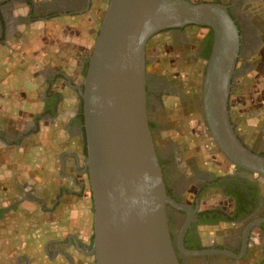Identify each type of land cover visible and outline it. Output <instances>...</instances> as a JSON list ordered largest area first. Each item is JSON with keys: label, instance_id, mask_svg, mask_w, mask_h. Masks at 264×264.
<instances>
[{"label": "flooded vegetation", "instance_id": "af4514ba", "mask_svg": "<svg viewBox=\"0 0 264 264\" xmlns=\"http://www.w3.org/2000/svg\"><path fill=\"white\" fill-rule=\"evenodd\" d=\"M104 1L98 4L95 0H0V47L5 48L13 41L18 42V35L31 32L36 23L82 17L93 12L96 6L103 20L104 7L106 5L108 7L109 0ZM213 1L224 3L229 7L241 35V57L237 70L243 76L237 75L230 98V111L233 113V98L241 86L238 81L245 77L246 69L254 70L257 67L256 60L253 61V58L263 46L264 32H261L260 25L255 24L253 19L262 17L263 12L261 13L260 7L255 6L257 2L254 0H211L209 2ZM93 28H96L95 22ZM202 31L205 33L201 34ZM157 36L161 37V40L152 43ZM166 38H169L173 45L179 46L184 56L190 57L189 66L205 63L203 70L205 74L213 47L211 29L188 26L156 35L148 43L147 71L160 60L157 56L150 58L151 52L156 53L160 48L159 43ZM92 50L81 58L78 73L76 72L77 79L70 78L63 72L51 75L50 89L56 88L58 82H61L66 84L70 94L66 98L62 95L48 97L42 102L43 116L38 115L34 121L37 123L39 118L47 115L53 118L58 117L64 99L75 100L74 115L67 124L72 137L68 143L74 141L76 145L78 142L80 151H74L70 147L61 156L56 157L58 164L54 167V171L43 170L41 182L30 183L26 176L21 177L20 174L6 184L7 191L1 189L9 204L6 206L0 204V228L11 222L9 217L11 214L29 216L39 211L42 218L39 226L44 224L41 228L43 232H50V229H44L47 225L46 220L59 219L58 232L45 238L43 252L46 254L48 264H95V258L89 255L94 240V205L85 166L88 149L83 100L80 94V89L84 87ZM203 78L198 105L196 106L195 102L192 104L196 108L201 106L202 113ZM168 79L166 77L165 80L158 73L151 74L148 71V112L153 124L156 149L168 194L177 203L189 207V210L168 207L170 232L180 263L264 264V222L252 227L246 238L247 229L256 221L264 219V180L260 176L234 166L224 155L225 165L230 169L226 173L217 174L212 163L209 166V162L201 161L197 154H192L183 146L165 139L164 134L171 132V129H167L163 121L153 122L150 113L160 111L162 114L161 103L165 97L178 99L182 103L186 102V98L179 95L181 93L172 91L170 88L167 90V85L164 89L161 88ZM232 118L238 131V122L234 113ZM7 125V122L0 118V152H6L9 156L11 152L25 149L27 144L38 145L40 141L38 138H29L31 134L36 135L38 132L22 131L15 134ZM259 130L264 131V126ZM239 134L242 141L253 152L264 155V137L259 142H255L257 145H253L244 135ZM217 150H219L218 147ZM84 207L88 208L85 213ZM72 222H75V225L71 228ZM186 225L188 226L183 239L184 249L208 253L194 256L179 249V237ZM223 226L230 230L223 233L221 231ZM222 251L231 252L240 258L229 256ZM15 264L32 263L20 255Z\"/></svg>", "mask_w": 264, "mask_h": 264}, {"label": "water", "instance_id": "95a60500", "mask_svg": "<svg viewBox=\"0 0 264 264\" xmlns=\"http://www.w3.org/2000/svg\"><path fill=\"white\" fill-rule=\"evenodd\" d=\"M188 26L213 32L202 92L210 135L231 164L264 180V155L242 141L230 111L237 75L243 74L237 70L241 35L229 7L215 1L109 0L80 89L88 149L85 166L94 205L89 255L95 264H181L168 207H189L168 194L150 127L147 47L156 35ZM262 222L253 223L246 238ZM187 226L179 249L194 256L208 253L184 249Z\"/></svg>", "mask_w": 264, "mask_h": 264}, {"label": "rangeland", "instance_id": "374dc122", "mask_svg": "<svg viewBox=\"0 0 264 264\" xmlns=\"http://www.w3.org/2000/svg\"><path fill=\"white\" fill-rule=\"evenodd\" d=\"M95 1L98 2V4L100 2H105L104 0ZM191 1L199 3L209 2L211 0ZM254 1L258 3H256L255 6L261 8V13L263 12V15L262 17L258 16L256 19L254 18L253 22L259 24L261 32H264V0ZM104 9L106 12L107 5ZM88 17L96 24V28L94 29V40H92L90 34L88 35L92 30L91 23L87 22ZM87 18L82 22L83 25L79 29L68 30V34L65 37L60 34L61 32L59 33L58 30L54 31V28L56 26L60 28L62 25L65 27V24L73 26L71 24L72 21L59 19L58 21L54 20L50 23L34 24L36 29L42 28V30L40 29L41 31L38 32L32 30L25 34L26 46H29V49L32 50L31 57L38 58L39 53L38 51H33L34 49H38V47L32 49L31 45L33 44L30 45V43L39 42V39H42V36L46 38L45 44L50 43L49 37L47 38L45 35H42V32L43 34L51 33L52 36L50 39H53L52 46H54L51 51H54L55 54H59L57 57L63 54V52L66 54L65 58L67 57L66 61H68L67 67L72 70L70 74L75 78L76 72L78 73L79 70V62L81 58L88 54V52H91V49L86 52H75V50H73V45H84L87 41L86 38H88L92 48V43L93 41L95 43L102 22L99 8L96 6ZM87 24L88 28L86 27ZM200 33L204 34L205 32L202 31ZM61 37H64V39ZM158 40H161V37L157 36L152 40V43H156ZM62 41L69 45L68 47L72 52L60 51L59 48L58 51H56L57 49L55 46H58ZM159 46L160 48L156 53L151 52L150 58H155L157 56L160 60L156 65L149 67L148 71L151 74L158 73L159 76L165 80L166 77L169 78L167 82L169 85L164 82L161 88L164 89V86L167 85V90L170 88L172 91L181 93L179 95L186 98V102L182 103L178 99L165 97L161 103L162 114L160 111H153L150 113L151 120L153 119V122L155 123L156 121H163V125L168 127L167 129H171V132L164 134L165 139H168L169 142L175 143L178 146H183L189 152H192V154H197L201 161L209 162V166L210 163H212L217 174L228 172L230 168L225 165L223 154H221L215 146L216 144L203 119L202 108L201 106L196 108L200 96L205 63L201 62L193 67L189 66L188 63H190V57L188 58L187 56H184L182 49L177 45H173L169 38L163 39V41L159 43ZM48 53L49 56H47L46 62H48V66L54 65L55 59L52 55L50 56L49 50H47V54ZM11 54L13 53L11 52ZM6 55V51L0 50V63L1 59L6 61ZM161 60H165L166 62L163 61L162 63ZM254 60H256L257 63V67H255L256 69H246L245 77L238 81V84L241 86L240 89L235 92L236 96L233 98L232 109L238 122V132L244 135L251 144L257 145L255 142H259V140L264 137V131L259 130V128L264 126V39L263 46H261L257 55L253 58V61ZM4 66H7V64L5 63ZM18 79V76H16L13 71V74L8 81L9 84L8 82L1 83V85H3L1 93L18 94L17 97L19 100H22L21 83H19L20 85L16 83ZM78 82L80 81L78 80ZM14 85L18 86L19 92H14V90L11 89V86ZM194 102L196 103L195 107L192 105ZM233 113L231 111L232 116ZM3 118H6L5 122L8 124L7 127L10 128V130H13L15 134L21 133L24 131V128L27 127V119L22 121L20 118H14L8 115H4ZM32 146V143L27 144L25 149L18 150L17 152L14 150L15 152H11L9 156L6 152H0V204L3 206L8 205L9 202L5 195L2 194L4 192H1V189L7 191L6 184L11 182L13 177H18L21 174V177L26 176L29 179L30 176V179L28 180L30 183L35 181L41 182L43 179L40 157L38 154L34 156L30 153ZM44 155H46L49 160L50 157L47 153H43V156ZM49 163L53 168L58 164L57 160L54 161L53 159ZM87 209V207H84V213L87 212ZM9 217L11 218V222L7 224V226L0 228V264H15L20 255L27 258L32 264H48L46 254L43 252L46 242L45 238L49 237L50 234L58 232V226L60 224L59 219L53 218L52 220H46L45 224L47 225L44 229H50V232L48 231V233L43 232L41 229L44 224L39 226L42 219L39 211H36L29 216H15L14 214H11ZM74 225L75 222H72L70 225L71 228ZM229 230L230 228L223 226L221 231L226 233Z\"/></svg>", "mask_w": 264, "mask_h": 264}, {"label": "crops", "instance_id": "0c3cea01", "mask_svg": "<svg viewBox=\"0 0 264 264\" xmlns=\"http://www.w3.org/2000/svg\"><path fill=\"white\" fill-rule=\"evenodd\" d=\"M91 14V13H90ZM87 16L89 14H86L82 17H71V18H62V20L66 21H72V25L74 26H68L65 24V27L62 25L59 27H55L54 31H59L60 34H62L64 37L68 34V30L72 29H79L83 25V21L86 20ZM57 19L56 21H58ZM79 22V27H78ZM87 22L91 23L92 30L88 35H91L92 40H94V28H93V22L89 17L87 18ZM82 23V24H81ZM88 28V24L86 25ZM39 29V30H38ZM42 28H33L34 31H41ZM46 30V28H45ZM44 30V31H45ZM88 32V30H87ZM58 33V34H59ZM25 34L18 35V42L13 41L12 43H8L5 48L0 47L1 51H6L7 55L4 61V59H1L0 63V118L2 120H5L6 118H3L4 115L12 116L14 118H20L22 121L26 120L27 127L24 128V131L32 133L38 132V134H31L30 137L38 138L40 141L38 145L32 146L30 153L32 155H39L40 164L42 165V171L43 170H49L54 171V168L50 165L49 162L52 161V159L55 161L56 157L61 156L64 152L72 148V150L79 152L80 148L77 145L78 142L68 143L72 140V137L70 135V130L67 129V124L70 119L73 118L74 111H75V100H65L61 106L60 114L58 117H52L50 115L44 116L42 118H39L38 122L35 123V118L38 117V115L41 117L43 116V105L42 102L47 100L48 97H52L55 95H62L64 98L69 96V92L66 88V84H62L61 82H58V85H56V88L50 89L49 83H51V75L55 73H65L70 78H74L70 72L72 71L67 67L68 61H66L67 57L65 58V53L61 54L57 57L59 54H55L52 48L53 39H50L52 34H47L42 32V35H45L47 38L49 37L50 43H46V38L42 36V39L40 38L39 42L30 43L32 49L38 47V49H34L33 51H38L39 57H31L32 50L29 49V46H26L25 43ZM87 35V36H88ZM64 37H61L64 39ZM22 40V41H21ZM86 44L79 45L74 44L73 50L75 52L77 51H83L86 52L89 49H93L94 47V41L92 43H89L88 38H86ZM91 40V39H90ZM67 42V41H66ZM72 43V42H71ZM73 44V43H72ZM69 45L62 41V43L58 44V46H55L58 51V48L60 51L65 52H72L71 49L68 47ZM47 50L50 51V56L52 55L55 59L54 65L48 66L47 56H49V53L47 54ZM11 52L13 54H11ZM43 54V55H41ZM71 55V54H70ZM16 57V58H15ZM72 57V56H71ZM52 58V59H53ZM12 59V60H11ZM54 61V60H53ZM5 63L7 66H4ZM13 71L16 76H18V85L21 83V95L23 98L22 100H19L17 97L18 94H2V82H8L10 77L13 74ZM14 82V81H13ZM15 83V85H16ZM9 84V82H8ZM62 84V85H61ZM11 86V89L14 90V92H19L18 86ZM56 96V97H57ZM64 111V113H62ZM17 116V117H16ZM43 153H47V155L50 157L48 160V157L46 155L43 156ZM43 161V163H42ZM48 164V165H44ZM30 179V176H29ZM51 253V250H50Z\"/></svg>", "mask_w": 264, "mask_h": 264}, {"label": "trees", "instance_id": "16d2710c", "mask_svg": "<svg viewBox=\"0 0 264 264\" xmlns=\"http://www.w3.org/2000/svg\"><path fill=\"white\" fill-rule=\"evenodd\" d=\"M150 127H151V129H152V131H153V124H152L151 121H150Z\"/></svg>", "mask_w": 264, "mask_h": 264}]
</instances>
